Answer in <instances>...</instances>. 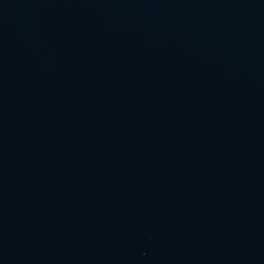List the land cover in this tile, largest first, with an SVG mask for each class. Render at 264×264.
<instances>
[{"label": "water", "instance_id": "water-1", "mask_svg": "<svg viewBox=\"0 0 264 264\" xmlns=\"http://www.w3.org/2000/svg\"><path fill=\"white\" fill-rule=\"evenodd\" d=\"M0 264H264V0H0Z\"/></svg>", "mask_w": 264, "mask_h": 264}]
</instances>
